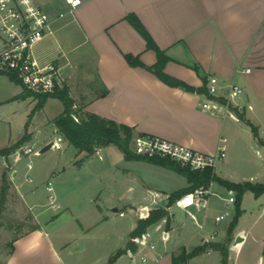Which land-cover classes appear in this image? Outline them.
Listing matches in <instances>:
<instances>
[{
  "label": "crops",
  "instance_id": "1",
  "mask_svg": "<svg viewBox=\"0 0 264 264\" xmlns=\"http://www.w3.org/2000/svg\"><path fill=\"white\" fill-rule=\"evenodd\" d=\"M36 2L50 15L52 25L46 37L34 46L33 54L42 67L54 66L60 71L63 83L71 87L72 97L75 88L81 89L84 112L130 126L134 136H158L206 154L216 152L221 138H227L228 160L220 166V175L217 169L215 174L236 183L245 178L235 169L250 162L249 152L264 147V0H81L74 12L65 0ZM157 48L170 58L165 72L196 88L202 87L205 80L208 87L211 77H217L224 87L221 97L228 94L231 84L242 88L235 109L244 119L236 112V116L228 115L226 108H221L220 115H212L202 108L209 99L206 94L172 87L146 68L131 65L127 59V56L137 57L146 66H153L158 61ZM25 92L18 81L0 74V123H4L2 116L7 114L8 118H14V108L26 106L27 110L23 126L15 135L11 121L5 124L7 132L6 135L0 133V149L19 141L26 131L31 138L25 144L31 145L35 132L42 129L59 137L58 140L48 137L46 143L54 140L61 148H69L54 125L57 117L38 120L50 100H61L50 97L30 120L38 101L34 95L17 99ZM61 103L63 113L65 107ZM246 120L258 129V136ZM111 145L114 144L100 148L97 153ZM123 155L129 161H140L128 159L124 152ZM25 168L28 172L27 166ZM23 175L19 179L14 175L13 182L34 223L13 239V250H9L4 264H130L129 250L147 253L150 264H173V256L183 247L190 252L202 245L205 238L212 237V234L203 235L205 222L198 219L199 214L208 210L210 195L189 211L174 204L170 224L162 219L149 227L148 242L156 243L155 249L135 243V248H129L131 233L139 219H144L140 211L147 207L149 215L155 208H164L170 194L158 193L160 197L155 203L153 200L152 207L143 204L127 205V211L114 209L121 217L131 214V220L124 229L107 228L109 216L103 213L101 206L83 212L72 207L63 209L59 204L58 210L32 212L27 197L33 189L27 186L31 182H26ZM91 202L95 203V199ZM174 207L185 211L197 225L193 236L182 244L179 241L187 233L177 229ZM247 234L243 229L237 231V236L244 239L231 245L229 264H241L237 254ZM199 237L201 242L189 249L190 242ZM113 238L119 245L104 252L103 244ZM158 243H162L163 250L158 251ZM120 250L126 252L111 262ZM217 252L210 250L205 254ZM234 253H237L235 257ZM89 254L93 257L88 262L85 258ZM260 263L261 259L257 264Z\"/></svg>",
  "mask_w": 264,
  "mask_h": 264
},
{
  "label": "rangeland",
  "instance_id": "2",
  "mask_svg": "<svg viewBox=\"0 0 264 264\" xmlns=\"http://www.w3.org/2000/svg\"><path fill=\"white\" fill-rule=\"evenodd\" d=\"M65 87L70 90V97L74 100L73 109L76 111L80 110L85 105V102L81 101V93L79 92L81 89L75 88L74 98L69 85L63 83L60 88ZM31 96L33 95L28 97ZM36 99L38 101V98ZM62 108L61 101L50 100L44 111L39 115V122L58 117L62 113ZM12 111L16 113L14 118H8L9 114L2 116V121L4 122L0 123L2 125L0 129L2 135H6V125H9L10 121L14 135L23 126L24 115L27 111L26 106L14 108ZM49 133L45 129L36 131L31 140V145L40 151L50 143H46L48 137L58 140L59 137L57 138L56 134H51L50 130ZM134 138L135 136L132 139L131 146ZM17 142L10 146L15 145ZM60 143L63 145V142ZM24 146L27 145L19 146L7 158L0 156V198L4 173L7 175V181L9 182L8 196L4 210L0 215V264H3L10 250L8 243L30 229L34 223L33 215L19 199L15 183L11 177V175H15L19 179L23 172L24 175L27 173L25 166L28 159L23 158L22 161L18 162L15 160V152ZM257 149L258 151L249 152V163L235 169H238L242 175L241 177H245L241 178V182L251 181L264 184V162L262 161L264 160V147L259 146ZM260 153L262 154L260 155ZM85 157V153L80 154L71 145L69 148L62 147L59 149L53 147L43 154L32 157L34 169L30 172V175L33 181L27 185L33 189L27 197V203L32 208V212L38 213L39 211L52 208L49 202V193L46 189L49 182H51L54 187L53 194L57 204H61L63 209L72 207L75 210L90 212L91 208H99L98 206H101L103 213L109 216L110 221L106 225L107 228L117 226V228L124 229L130 222L132 215L128 214L126 217H121L119 215L120 212L116 213L114 209L118 208L119 211H127V205L139 207V205L143 204L152 207L154 206L153 200H155L156 193L172 194L189 186L188 179L175 170L143 160H127L121 149L116 145H111L104 152L95 153L86 157V159ZM223 161L219 162L216 168L218 175H220V166ZM58 163H60L59 167L57 166ZM52 169H57V171L52 172ZM210 188L212 193L210 194L209 208L198 215L199 222H205L206 228L203 235L210 236L217 232L215 240H218L217 242L219 243H228L230 256L231 245L235 243L237 231L243 229L245 233L248 232L247 238L242 244L239 253H234L233 257L237 254L240 257L241 264H257L260 259V264H264V193L261 196H257L254 192L247 191L243 195L241 200L243 214L239 224L232 233L231 240L228 230L235 216L236 203H231L229 199L231 196L236 197V192L229 191L219 182H213ZM94 199L95 203L91 202ZM173 206L169 207L166 203L164 208L171 212ZM63 211V213L66 212V210ZM172 211L175 214L174 220L179 232L187 233L179 241V244H182L185 239L193 236L197 230V225L185 211L176 207ZM227 211L230 212L229 216L217 223L215 221L216 217L225 214ZM64 215H67V213ZM127 237L129 238V234ZM200 242V237L190 242L189 249H193ZM117 245H119V242L113 238L111 241H106L101 249L104 252H108L109 249H113ZM157 249L158 251L164 249L162 243H158ZM169 249L171 250V248ZM91 257L93 255H86L85 261L88 260L89 262ZM221 257L222 254L219 251L211 254L203 253L190 259L187 264H220ZM248 260L250 263L246 262Z\"/></svg>",
  "mask_w": 264,
  "mask_h": 264
},
{
  "label": "built area",
  "instance_id": "3",
  "mask_svg": "<svg viewBox=\"0 0 264 264\" xmlns=\"http://www.w3.org/2000/svg\"><path fill=\"white\" fill-rule=\"evenodd\" d=\"M70 7V11L81 5V0H65ZM64 13L60 14L63 17ZM52 19L43 6L39 5L36 0H0V74L13 77L25 89V91L33 94L48 95L55 93L63 86L60 71L54 66L42 67L33 54V48L41 42L51 29ZM245 71L250 72V69ZM224 87L220 84L217 77H211L208 83V92L213 98H209L202 104L204 110L209 111L212 115H220L221 108H226V112L230 116H236L235 111L231 108L237 107V99L243 93L242 88L238 85L231 84L228 88V94L221 97L220 91ZM224 98V102L218 100ZM76 122H80L76 114H71ZM53 147L61 148L58 142H54ZM131 150L133 154L147 158L170 159L182 166H187L192 170H205L207 168L216 169L219 162L227 157V138H221L220 146L217 151L211 154L196 151L186 145L162 139L153 135L135 136ZM33 146L27 145L21 147L15 152V160L22 161L27 158L28 172L25 174V181L32 182L30 175L33 169L32 157L39 154ZM12 180L14 175H11ZM49 193L50 206L55 210L60 208L53 194L54 187L51 182L47 185ZM210 189L197 188L193 192L182 196L176 201V205L185 211H189L194 206H199L206 196L211 194ZM160 194H155L154 203ZM229 201L235 203V196H231ZM144 216L142 210L140 215ZM230 212L217 216V223L229 216ZM123 215V214H122ZM200 228H203L200 225ZM205 238L203 244L211 243L215 238ZM149 234L146 232L141 236L132 238L135 244L149 245L151 249H155L156 243L148 242ZM130 264H150L151 258L147 253L128 251Z\"/></svg>",
  "mask_w": 264,
  "mask_h": 264
},
{
  "label": "trees",
  "instance_id": "4",
  "mask_svg": "<svg viewBox=\"0 0 264 264\" xmlns=\"http://www.w3.org/2000/svg\"><path fill=\"white\" fill-rule=\"evenodd\" d=\"M158 53V61L153 66H146L143 64L139 58H133L131 56H127L130 64L133 66L144 67L147 70L156 74L159 79H161L166 84L172 87L183 88L190 92H198L206 94L209 98H213L208 92L207 80L202 87L196 88L185 81L176 78L167 72H165V67L167 63L170 61V58L166 55L163 50L157 48ZM15 80L13 77H11ZM70 90L65 88H59L55 93L48 95L41 94H33L31 92H26L24 95L19 96L17 99L26 98L29 95H34L38 98V102L32 113L30 114V120L35 115V113L42 109L45 106L46 101L50 97L59 98L64 104V112L55 119L54 125L57 128V132L59 133L61 139H64L68 142L69 145L76 148L80 153H85L86 157L94 155L100 148L108 146L110 144H114L118 146L126 155V157L130 160H143L147 162H151L172 170H175L185 176L189 181V186L179 191H176L170 194L167 197V206H172L176 203L178 199L182 196L193 192L197 188L210 189L213 182H219L221 185L225 186L229 191H235V203H236V212L233 218V221L229 227L228 234L231 235L234 232L235 228L239 224V220L243 214V210L241 208V200L243 195L247 191L254 192L257 196H261L264 193V184L253 183L251 181L246 182H232L229 180H225L219 178L215 174V170L212 168H207L205 170H192L187 166H182L180 163L172 161L170 159H161V158H147L133 154L131 150V142L134 137V129L125 124H119L114 120L106 119L97 114H93L90 112H84L82 109L74 110V100L70 97ZM218 100L224 102V98H218ZM233 111L237 113V115L244 119L242 113H240L237 109L231 108ZM71 114H76L80 122H76ZM246 123L252 127V130L256 136H258V129L251 124L248 120ZM27 125V129H28ZM31 136L27 133L21 138L15 145L8 146L6 148L0 149V156L9 157L16 148L22 146L26 142L30 140ZM8 188L9 182L7 181V175L3 174V185L1 190V198H0V215L4 210V205L6 203V199L8 196ZM162 219L167 220V224H170L171 215L165 208L159 207L151 210L149 216L144 219H139L137 228L131 233V237H138L142 234L146 233L149 227L157 224ZM1 227V222H0ZM14 240L9 242L8 247L10 250H13ZM134 242L130 241L128 244L129 248H135ZM210 250L219 251L222 254V264H228L229 258V246L227 242L219 243V242H211L207 244H202L195 247L192 251L188 252L186 247H183L178 255L173 256V264H187L188 261L194 257H197L203 253H206ZM126 250L118 251L112 258L111 262H114L119 256L124 254ZM4 264V263H3Z\"/></svg>",
  "mask_w": 264,
  "mask_h": 264
},
{
  "label": "water",
  "instance_id": "5",
  "mask_svg": "<svg viewBox=\"0 0 264 264\" xmlns=\"http://www.w3.org/2000/svg\"><path fill=\"white\" fill-rule=\"evenodd\" d=\"M54 145V142H50L49 144H47L44 148H42L39 152V154H43L45 152H47L48 150H50ZM142 213L143 215L145 216L147 214V209L144 208L142 209ZM243 237L242 236H237L236 237V240H235V243L238 244V243H241L243 241Z\"/></svg>",
  "mask_w": 264,
  "mask_h": 264
}]
</instances>
